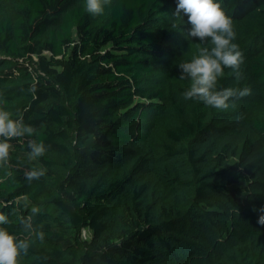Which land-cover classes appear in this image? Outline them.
<instances>
[{
	"label": "trees",
	"instance_id": "16d2710c",
	"mask_svg": "<svg viewBox=\"0 0 264 264\" xmlns=\"http://www.w3.org/2000/svg\"><path fill=\"white\" fill-rule=\"evenodd\" d=\"M103 2L0 0V106L37 130L0 166L20 264H264V0H217L244 57L217 89H250L227 109L183 99L179 65L211 45L177 0ZM33 206L43 241L20 224Z\"/></svg>",
	"mask_w": 264,
	"mask_h": 264
},
{
	"label": "clouds",
	"instance_id": "9594fccd",
	"mask_svg": "<svg viewBox=\"0 0 264 264\" xmlns=\"http://www.w3.org/2000/svg\"><path fill=\"white\" fill-rule=\"evenodd\" d=\"M86 10L94 15L104 11L103 0H86ZM183 14L190 25L188 35L201 43H210L211 47H203L191 60L179 65L180 79L190 81L189 87L183 92L184 100H201L215 109L230 107L231 98L244 97L250 94L247 87L217 89L218 79L224 75L226 68L233 70L237 81L242 78L240 67L244 62L239 45L233 43L236 33L233 21L222 9L217 0H177L176 17ZM6 103L0 98V104ZM36 129L25 124L22 118L14 119L10 111L0 106V166L7 163L13 145L10 141L25 136H33ZM47 146L42 141L29 140L28 159L36 160L45 155ZM45 175L43 168H32L25 172L28 181L39 179ZM41 208L33 206L27 216L20 217L23 231L44 240V232L36 231L33 218L41 213ZM259 213L257 223L264 226V207L253 209ZM8 217L0 213V225L7 224ZM31 240L10 234L9 230L0 226V264H20V257L27 255Z\"/></svg>",
	"mask_w": 264,
	"mask_h": 264
},
{
	"label": "rangeland",
	"instance_id": "374dc122",
	"mask_svg": "<svg viewBox=\"0 0 264 264\" xmlns=\"http://www.w3.org/2000/svg\"><path fill=\"white\" fill-rule=\"evenodd\" d=\"M174 35L171 36V41L173 40ZM83 237L85 240H89L90 239V232L85 230L83 233Z\"/></svg>",
	"mask_w": 264,
	"mask_h": 264
}]
</instances>
